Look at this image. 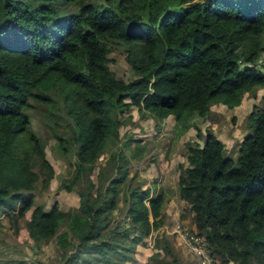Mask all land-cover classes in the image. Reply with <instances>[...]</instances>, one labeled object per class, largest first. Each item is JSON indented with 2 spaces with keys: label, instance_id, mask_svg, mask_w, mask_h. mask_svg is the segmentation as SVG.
Listing matches in <instances>:
<instances>
[{
  "label": "trees",
  "instance_id": "trees-1",
  "mask_svg": "<svg viewBox=\"0 0 264 264\" xmlns=\"http://www.w3.org/2000/svg\"><path fill=\"white\" fill-rule=\"evenodd\" d=\"M121 43L130 80L110 67ZM262 52L264 0H0V212L16 225L30 211L29 237L36 246L57 237L62 264H128L124 239L134 232V247L162 228L170 185L153 192L127 184L130 223H113L130 172L120 149L108 184L90 178L75 209L35 204V187L50 185L54 167L31 129L32 100L53 105L58 94L73 119L77 171L64 183L72 190L119 139V114L135 106L160 120L174 116L180 134L193 113L206 116L213 103L235 107L264 85ZM249 119L254 127L237 159L207 129L198 133L202 144H188L178 176L192 232L206 236L216 264H264V107ZM155 246L156 259L175 260L164 231Z\"/></svg>",
  "mask_w": 264,
  "mask_h": 264
},
{
  "label": "rangeland",
  "instance_id": "rangeland-1",
  "mask_svg": "<svg viewBox=\"0 0 264 264\" xmlns=\"http://www.w3.org/2000/svg\"><path fill=\"white\" fill-rule=\"evenodd\" d=\"M125 46L121 43L110 53V67L117 77L130 80L135 75L126 59ZM257 67L264 72V52ZM264 85L256 84L246 91L240 104L227 107L223 103H213L206 116L193 113L180 124L185 127L178 133L174 116L157 119L152 115H143L137 107L119 114L122 124L118 127L120 137L114 143L106 146L92 169L84 172L81 178L69 190L64 183L76 173L77 145L72 137L74 132L73 119L66 113L62 98L56 94L54 104L38 103L32 100L33 107L29 110L31 129L40 138L46 153V158L54 167V176L48 187L39 183L34 191L35 204H45L49 208L54 202L63 210L75 209L79 204L78 191L88 185L90 178L101 184H108L114 166L110 161L111 155L122 149L129 158V179L121 185L120 202L114 210L113 223L119 221L123 227L128 226L130 217L127 216L126 186L140 184L149 187L153 192L158 185L168 182L171 187L170 199L165 204L164 224L159 230H153L143 243L130 246L131 237L125 238V249L128 251V264H203L201 259L188 250L182 238L174 233L175 228L187 232L195 230L192 212L188 205L181 206L179 197L178 176L188 165V144L200 143L203 139L198 133L205 134L207 129L224 141L225 154L237 159L241 140L254 127L249 115L264 107ZM115 116V114H113ZM58 136H62L60 140ZM67 150H64V147ZM143 146L144 150L140 149ZM102 172L100 178V172ZM90 172V173H89ZM88 176V177H87ZM100 179V180H99ZM0 212V264H62V253L57 237L43 241L36 246L29 237L26 218L20 219L15 225L12 219L4 217ZM63 229V228H61ZM164 231L169 238L174 256L161 254L157 259L156 240L158 233ZM184 232V231H183ZM211 252V250L209 249ZM97 256H93L94 262ZM92 259V260H93ZM164 260V261H163Z\"/></svg>",
  "mask_w": 264,
  "mask_h": 264
},
{
  "label": "built area",
  "instance_id": "built-area-1",
  "mask_svg": "<svg viewBox=\"0 0 264 264\" xmlns=\"http://www.w3.org/2000/svg\"><path fill=\"white\" fill-rule=\"evenodd\" d=\"M173 231L182 238L188 250L200 258L203 264H216L209 251L205 235L187 232L182 228H175ZM230 264L236 263L231 262Z\"/></svg>",
  "mask_w": 264,
  "mask_h": 264
},
{
  "label": "crops",
  "instance_id": "crops-1",
  "mask_svg": "<svg viewBox=\"0 0 264 264\" xmlns=\"http://www.w3.org/2000/svg\"><path fill=\"white\" fill-rule=\"evenodd\" d=\"M181 199V198H180ZM181 201V206H185V202H184V200H180Z\"/></svg>",
  "mask_w": 264,
  "mask_h": 264
}]
</instances>
